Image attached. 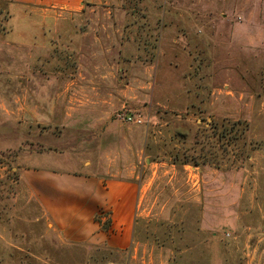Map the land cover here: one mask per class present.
Returning <instances> with one entry per match:
<instances>
[{
    "label": "rangeland",
    "instance_id": "rangeland-1",
    "mask_svg": "<svg viewBox=\"0 0 264 264\" xmlns=\"http://www.w3.org/2000/svg\"><path fill=\"white\" fill-rule=\"evenodd\" d=\"M251 1L100 0L66 15L62 47L51 53L6 44V31L18 25L0 7V110L22 97L30 52L55 58L58 51L70 74L85 64L74 54L86 51L98 69L107 67L108 54H119L134 91L119 94L117 103L145 120L126 124L115 113L109 134L95 132L100 150L87 144L77 152L90 151L93 160L74 159L71 151L58 158L39 154L46 129L1 123L0 135L9 138L0 136V264H264V48L236 31L264 25L263 15L247 11L264 8V0ZM57 66L46 65L50 77ZM239 122L248 125L243 167L238 140H220L223 128L236 130ZM61 131V150L73 146L76 130ZM82 135L92 138L90 130ZM200 155L214 163L198 167L207 169L205 186L186 170L169 182V165L182 170L183 157ZM108 165L111 175L120 172L147 190L127 248L67 244L54 255V241L40 238L53 224L41 218L37 170L57 168L62 180L69 172L99 176ZM158 167L159 179L149 186Z\"/></svg>",
    "mask_w": 264,
    "mask_h": 264
},
{
    "label": "crops",
    "instance_id": "crops-1",
    "mask_svg": "<svg viewBox=\"0 0 264 264\" xmlns=\"http://www.w3.org/2000/svg\"><path fill=\"white\" fill-rule=\"evenodd\" d=\"M106 1L103 0L104 3H107ZM256 1L258 0L251 2ZM97 3H100V0H0V7L9 13V22L14 21L18 25L17 28L6 31V44L28 49L40 48L51 53L54 48L62 47L61 41L65 33L62 24L66 15L79 13L86 5ZM251 8L250 6L247 10L252 12L251 14L264 16V8ZM17 15L21 16L17 18ZM236 31L237 34L245 32L255 47L264 48V25H247L246 29L241 27ZM177 41L176 38L173 39V42ZM29 54L26 60L27 71L22 73V79L26 81L22 88V97L17 99L16 104L3 105L0 110V124L11 123L10 125L18 124L19 127L29 129H46L45 134L39 135L43 136V139L48 136L47 142L39 143V154L58 158L71 151L74 152V159L84 155V158L96 159L90 152L100 150L101 144L95 132L103 134L102 138L104 134H109L112 116L125 109L123 104L120 110L118 95L126 96L132 90L124 81L127 73L123 70L119 54L117 58L108 54L109 61L105 59L107 67L102 65L101 69H98L86 51L84 54L76 52L74 58L78 59L80 64V61H85V64H81L80 70L77 68L78 72L70 74L64 72L66 68L64 69L63 65L66 61L64 62V58L59 56L60 53L56 50L55 58L47 55L36 56L31 52ZM116 55L114 53V56ZM53 62L58 66L50 77L46 72V65ZM138 82L142 84L136 80V83ZM182 94L185 95L184 92ZM170 99L167 100L168 103L171 102ZM69 128L76 130L78 136L68 141L73 146L61 150L64 142L61 140L62 136L56 133H62L61 129ZM89 130L92 132V138L81 137ZM0 136L9 138L8 134ZM87 144L89 155L84 152L77 153L83 151ZM87 163L90 162L85 164ZM162 164L164 163L160 166ZM109 166L107 170L104 169L105 173L102 171L99 176L86 174L84 178H75L70 176L72 172H69L70 175H65L62 180L57 174V168L37 170V196L41 218L51 220L53 224L40 238L46 244L54 241L52 247L55 252L46 247L48 252L44 255H55L59 247L64 248L67 244L84 248H99L104 245L107 250L114 248L121 251L127 248L132 224L138 216H144V213L138 215L137 212L145 200L147 190L146 186L141 188L139 183L120 177V172L111 175ZM184 170L190 173V177L197 179L195 185L205 186L208 183L204 179L207 169L185 166L181 170L171 165L166 171L169 182L175 178L177 171ZM106 176L111 178H105ZM159 176L158 167L149 186H152ZM30 182L34 184L33 180ZM76 184L80 186L77 187ZM107 222L108 231L102 229V224ZM214 235L216 236V233Z\"/></svg>",
    "mask_w": 264,
    "mask_h": 264
},
{
    "label": "trees",
    "instance_id": "trees-1",
    "mask_svg": "<svg viewBox=\"0 0 264 264\" xmlns=\"http://www.w3.org/2000/svg\"><path fill=\"white\" fill-rule=\"evenodd\" d=\"M242 125H243V123L241 125H240V122L237 123L235 125V126H237L236 130H235L234 126L229 127V128H227V127L223 128L224 132L222 131V134H221L222 137L220 139V140H224V142H225L224 144H227V145H230V143H233L232 141H234V140H238L239 143L236 145H238L240 147L237 151V155L238 154L240 155L238 160L241 161L240 162V164H242V165H240L241 167H243V163L249 157L248 155L246 156V154H245L246 141L244 140L245 139L244 135L248 130V125L247 124L246 125L244 124L243 126ZM240 126H242V127H240ZM234 133H236L235 134L236 136L234 135ZM223 152L225 153V149ZM187 158H188V156H185L182 158V159H184L180 163V165L182 167L193 166V167L198 168L200 166H211L214 164V163H212V161L210 159H208L207 155H200L199 157H197V159L193 158L191 160H189ZM172 165L179 167V166H177L178 164L175 161L172 163ZM100 223H101V221H100ZM108 228H109V222L102 224V229L107 230Z\"/></svg>",
    "mask_w": 264,
    "mask_h": 264
},
{
    "label": "built area",
    "instance_id": "built-area-1",
    "mask_svg": "<svg viewBox=\"0 0 264 264\" xmlns=\"http://www.w3.org/2000/svg\"><path fill=\"white\" fill-rule=\"evenodd\" d=\"M115 118L118 121H121L126 124H136L141 125L145 122L144 118L140 114L130 113L126 111H120L116 113ZM231 234H226L227 237H229ZM113 264V263H110Z\"/></svg>",
    "mask_w": 264,
    "mask_h": 264
}]
</instances>
